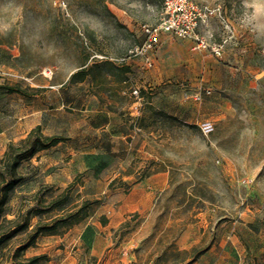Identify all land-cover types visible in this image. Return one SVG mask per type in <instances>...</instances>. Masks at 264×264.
Returning a JSON list of instances; mask_svg holds the SVG:
<instances>
[{
	"label": "rangeland",
	"instance_id": "374dc122",
	"mask_svg": "<svg viewBox=\"0 0 264 264\" xmlns=\"http://www.w3.org/2000/svg\"><path fill=\"white\" fill-rule=\"evenodd\" d=\"M193 1L221 10L205 31L228 39L223 57L164 35L148 69L141 59L122 65L92 57L118 59L140 44L143 26L162 17L161 0H0V129L15 123L18 143L37 112L61 106L63 113L45 133L64 142L20 167L24 181L6 215L30 221L10 247L60 221L26 257H43L39 264H264V0ZM134 86L145 102L138 117ZM98 107L136 120L148 134L150 172L168 173L166 190L121 222L112 214L124 201L139 206V196L123 181L107 185L112 170H100L92 155L74 156L99 146L94 115L83 112ZM97 222L109 237L100 254L92 252L93 234H83Z\"/></svg>",
	"mask_w": 264,
	"mask_h": 264
},
{
	"label": "crops",
	"instance_id": "0c3cea01",
	"mask_svg": "<svg viewBox=\"0 0 264 264\" xmlns=\"http://www.w3.org/2000/svg\"><path fill=\"white\" fill-rule=\"evenodd\" d=\"M61 108V106L56 108H43L41 111L37 112V116H35L38 117L37 122L28 130L26 135H22L21 137H26L28 133L38 125L42 127L45 133L49 124L55 119H59L63 114L61 113ZM87 111L88 110H85L83 112L89 113L88 115H94L92 128L99 134V146L94 151L75 152L74 156L77 159L79 157L83 158L85 155H92L93 159L98 160L100 170L107 172L112 170L110 171L112 176H110L107 185L113 180L123 181L131 186V194L139 196V206H131V204L124 201L120 207V211L112 214V222L114 220H120L119 222H121L127 213L135 211L136 209H147L154 196L166 190L168 173L160 171L150 172L151 168L149 167H151L152 163L150 157L153 154L148 148V142L146 141L148 134H146L143 128L135 125L136 120H132L130 122L119 120V115L117 113H110L99 107L91 112ZM34 115H36L35 112H30L26 117H32ZM140 115H142V112ZM10 121H13V117H10ZM14 122L17 123L18 121L14 120ZM133 123L134 126H132ZM13 125H15V123L13 124V122H11L0 129V158L6 153L9 143L13 141L15 142L20 138L18 132L12 131ZM50 134V136H59L60 133ZM60 144L49 150L40 152L36 157H40L41 154L54 151L60 146ZM155 159H157V157H155ZM137 160H139V162ZM43 161L45 160H42V162ZM143 173H146V175L141 179ZM137 176L140 177L136 178ZM98 183H102V181H98ZM120 194V192L112 193L114 196H120ZM125 199L127 201V198ZM108 214H110V211H108ZM94 225L95 226H91V224H87L83 234H93L94 243L92 244V252L94 254H100L104 252L108 246L109 237L103 234L104 227H102L98 222Z\"/></svg>",
	"mask_w": 264,
	"mask_h": 264
},
{
	"label": "built area",
	"instance_id": "2783aa9c",
	"mask_svg": "<svg viewBox=\"0 0 264 264\" xmlns=\"http://www.w3.org/2000/svg\"><path fill=\"white\" fill-rule=\"evenodd\" d=\"M163 5L162 17L158 24L144 25V40L133 46L125 56L115 59L105 56L95 55L101 59L125 65L129 61L141 59L144 65L151 69L155 65V54L162 43V36L174 39L189 41L193 44L194 50L211 53L216 58H222L228 39L219 42L213 39L212 35L206 33V28L210 25V20L216 15H221L219 8H211L207 5L199 4L193 0H161ZM210 94V90H206ZM132 97L135 101L132 104L133 112L139 116L145 104L142 90L138 86L132 87ZM196 98L201 96L197 94Z\"/></svg>",
	"mask_w": 264,
	"mask_h": 264
},
{
	"label": "trees",
	"instance_id": "16d2710c",
	"mask_svg": "<svg viewBox=\"0 0 264 264\" xmlns=\"http://www.w3.org/2000/svg\"><path fill=\"white\" fill-rule=\"evenodd\" d=\"M76 78L77 74H73L72 81L76 82ZM12 91L14 92V90ZM150 107L152 110L154 109L152 106ZM62 142L64 139L61 136L47 135L38 125L18 143H10L6 153L0 158V264H39L43 257H26L27 250L35 244L37 238L44 232L55 234L61 225L60 221H56L52 225L38 227L35 231L30 232L25 242L10 247V242L14 238L28 230L30 221L29 214L15 219H9L6 215V208L12 192L24 181V176L19 171L20 167L24 161L32 159L40 152L56 147ZM145 175L146 173H143L141 179ZM84 205L87 207L90 203L86 202ZM87 216L88 214H85L77 221L80 222ZM102 221L106 223L107 220L102 217Z\"/></svg>",
	"mask_w": 264,
	"mask_h": 264
}]
</instances>
